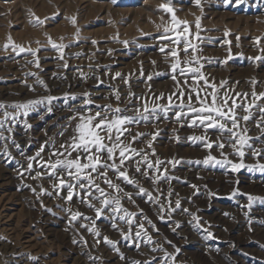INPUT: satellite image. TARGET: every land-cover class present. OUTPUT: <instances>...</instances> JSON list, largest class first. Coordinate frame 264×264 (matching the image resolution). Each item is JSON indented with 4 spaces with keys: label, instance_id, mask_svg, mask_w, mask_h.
Returning a JSON list of instances; mask_svg holds the SVG:
<instances>
[{
    "label": "rangeland",
    "instance_id": "obj_1",
    "mask_svg": "<svg viewBox=\"0 0 264 264\" xmlns=\"http://www.w3.org/2000/svg\"><path fill=\"white\" fill-rule=\"evenodd\" d=\"M163 2L165 0H117L115 4L112 0H0V49L9 35L16 43L25 46L31 43L33 48L38 46L35 41L39 40L40 45L47 49L39 53L42 70L31 64L26 65L22 58L23 54L21 57L12 58L14 54L11 51L0 50V89L1 86L2 89L8 85L10 87L9 93L0 95V102L23 103L48 95L63 99L65 93L78 97L75 101H68V104L72 103L75 108H69V114L57 121L62 122L61 125L54 122V116H43L47 108L42 105L26 117L21 115L15 123L11 124L12 131L4 132L6 139L0 140V166L8 175L13 176L12 183L7 186L0 182V198L4 200L2 204L4 206H0V236L11 242V245H18L20 242V247L31 246L25 253V259L28 261L25 260L20 264H84L71 250L69 242L70 239L81 241V236L87 240V246L100 248L103 254L113 258L112 261H108L109 264H134L135 261L131 260L133 257L129 258L125 249L135 254L134 257L140 264H148L153 257H156L157 264H160L159 258L164 255L163 252L157 251L152 256L148 253V247L143 244L142 239L137 241L139 243L137 248L132 240L122 239L120 233L110 227L111 221L108 219L97 221V228L101 233L99 237L101 242L97 245L95 243L97 238L80 227V224L89 222L80 219L70 224L69 213L65 211L71 207L73 211L79 210L87 216L94 217L93 210L79 203L75 197L73 203L66 204L64 200L56 196L52 188L53 182L49 179L33 180L28 173H25L22 179L18 172L27 167L28 156H34L46 142L50 145V138L58 148L73 135L77 121H71L70 127L66 125H69L68 118L74 115V111L80 109L83 93L91 94L94 104L89 107L94 112L96 105L112 104L115 107L117 105L114 95L116 90L121 96L119 106L129 109L140 106L142 103L135 98H132L129 103V99L126 98H129V92L134 93L135 97H144L151 104L154 97L161 94L167 97L175 90L176 84L171 79L169 64L159 51V46L166 42L156 39L162 31V28L158 26L169 19L168 14L159 10V5ZM172 6L179 19L189 21L193 32L196 31V17L201 18L203 31L200 35L205 39L199 44L201 51L198 54L206 58L202 61L205 64L203 71L209 80L217 85L221 81H227L226 89L250 93L252 91L250 81L255 79L259 81L255 90L264 91V63L249 59L261 55L255 43L256 37L262 38L260 47H264V0H246L239 6L234 3L225 5L224 0H201L199 8L194 0H173ZM31 13H35L41 19L45 17H54V19H49L44 27L36 28L29 23ZM73 16L77 19L75 27L69 22V18ZM76 27L81 30L78 44L74 41ZM226 32L227 35H225ZM45 34L58 43L63 37L62 42L71 45L65 49L69 64L67 69L62 67L63 61L55 59L57 53L48 46ZM93 40L97 43L93 44ZM122 41H128V46L125 47ZM194 43L198 42L194 41ZM113 45L121 46L116 50L112 47ZM86 47L90 49H85ZM109 49L111 51L115 49V51L110 52ZM77 53L80 55H74ZM97 55L101 56L98 62L94 59ZM113 55H120L122 58ZM181 57L183 58V53ZM14 60H22L24 63L16 72L18 75L12 78L8 75L7 65ZM207 60L212 62L208 63ZM225 60L227 63H224ZM153 61L155 64L152 63ZM81 70H93L95 75L91 80H83L82 83L74 86H59L45 93L38 90L42 85L37 84L34 77L26 76L28 72H37L46 85L49 84L50 77H60L64 73L69 75ZM117 73H120V76H117ZM148 75H152V80L146 79ZM126 80L127 83H125ZM29 86H33L35 90H30ZM223 91L224 89H221V92ZM166 102V99L159 101V103ZM9 111L13 110L9 109ZM126 114L134 113L129 111ZM241 115H243L242 112ZM171 116L172 113H169V119L132 125L131 133L133 135L137 132L151 134L159 130V136L152 144L156 152V156L152 159L159 157L161 160L168 161L175 158L183 161L175 169L167 165L169 174L179 178L173 179L176 181V187L166 186L167 182L161 181L159 188L165 196L171 189L173 207L175 201L179 199L181 208H188L190 213L198 216L202 227L194 226L191 215L177 210L174 212L177 215L174 220H160L155 225L154 231L146 223L149 234L162 236L167 240L169 238L171 244L167 242L162 244L161 239L157 243L158 245L161 243L159 246L175 255V264H264V204L256 202L251 210L245 207L248 203L245 194L264 197V174L249 172L246 169L234 173L230 168L195 163L198 160L202 161L208 153L199 144L193 145L189 142L187 137L193 134L199 135L200 130L179 127ZM252 122L249 121L248 125L255 124L254 121ZM61 131L64 132L63 136L58 135ZM176 135L180 137L179 142L175 140ZM249 135L256 136L251 133ZM211 138L215 140L216 135L213 134ZM149 139H151L150 135L141 137L140 142L133 146L150 151L146 148ZM13 141L20 147L17 148ZM255 146L264 148V143L258 142ZM50 151V146L45 148V153H42L45 159L48 158L47 153ZM224 151L233 161L238 160L232 155L231 148H225ZM212 154L220 157L218 149L214 148ZM255 162L256 158L250 154L246 155L245 163ZM186 173L188 176L190 173L193 174L198 182H192V179L185 176ZM138 178L142 186L156 194L150 181L142 177ZM29 185L36 188L38 193L43 186L52 192V195H40L37 198L28 187ZM127 187L134 191L130 186H126V190ZM234 190L239 194L229 198ZM210 193L214 195H209ZM62 195H66V191ZM135 200V205L125 201L124 206L133 212L142 209L138 201L145 202L146 197L137 196ZM163 200L162 196L161 201ZM41 203L45 207H42ZM147 204L149 212L144 210L143 212L152 221L151 214L157 215L158 208L156 205ZM38 208L51 219L52 233H44L40 229L37 217L41 215ZM166 216L167 213H165ZM182 221L188 223L191 228L186 232V236H177L173 229L178 231ZM177 222L180 224L178 228ZM119 226L125 231L128 230L123 223ZM204 228L213 233V239H205ZM104 236L118 242L119 252L103 242ZM25 240L30 242L26 243ZM176 248L180 249L179 253H176ZM30 257H37L38 260H32ZM6 260L7 255L0 251V264H8ZM167 264H173V262L169 260Z\"/></svg>",
    "mask_w": 264,
    "mask_h": 264
},
{
    "label": "snow or ice",
    "instance_id": "obj_2",
    "mask_svg": "<svg viewBox=\"0 0 264 264\" xmlns=\"http://www.w3.org/2000/svg\"><path fill=\"white\" fill-rule=\"evenodd\" d=\"M116 2L117 0H112V3L115 4ZM194 2L198 8L201 7V0H194ZM245 2L246 0H224L225 5L234 3L239 6ZM172 4L173 0H165L159 5V10H162L164 14H168L169 19L158 26V28H162V31L156 39L166 42L159 46V51L165 56L166 62L169 64L171 79L176 84L175 90L167 97L163 94L154 97L151 104L144 97H135L134 93L129 92V103H131L132 98L142 101L140 106H134L131 109L119 106L121 96L119 91L116 90L114 95L117 105L115 107L112 104L96 105L94 112L89 107L94 104L91 94L83 93V100L80 105L82 110H75L74 115L68 118L69 125H66V127H70L71 121H77L73 129V135L61 143L58 148L50 138V145L49 142H46L34 156H28L27 167L18 172L22 179L25 173H28L33 180L49 179L53 182L52 188L56 196L64 200L66 204L73 203L75 197L79 203L93 210L95 215L90 217L79 210L73 211L71 207L65 209L69 213L70 224L80 219L89 222L80 224V227L97 238L95 241L97 245L101 242L99 239L101 233L97 228V221L108 219L111 221L110 227L118 231L122 239L132 240L137 248L139 247L137 241L142 239L152 246L151 250L153 252H163L164 255L159 258L160 264H167L169 260L175 264V255L168 253L162 246H158L153 236L149 234L145 224L147 223L153 229H155V225L144 214L143 209H138L135 212L130 211L124 206L125 201L135 205V197H146L145 203L157 206V215L161 220L165 219V213L170 219L172 213L181 210L183 213L191 215V222L194 223V226L197 228L202 226L198 216L190 213L188 208H181L179 199L175 201L173 207L171 200L173 192L171 189L165 196L159 188L161 181L170 183L172 179H179L169 174L167 165H171V168L175 169L183 161L175 158L164 161L159 157L153 160L152 157L156 156V152L152 144L159 136V130L151 134L137 132L133 135L131 133L132 125L169 119V113H172L171 119L180 127L200 130L199 135L193 134L187 137L189 142L193 145L199 144L208 153L202 161L198 160L195 163H202L204 166L230 168L234 173L246 169L249 172L264 174V162H261L264 161V148L255 146L258 142L264 143V103H262L264 102V91L257 92L255 90L259 81L252 79L250 81L252 91L250 93H240L235 92L234 89H226L227 81H221L217 85L209 80L203 71L205 64L202 61H205L206 58L198 54L201 51L199 44L205 39L200 35L203 31L201 18L196 17V31L193 32L189 21L177 17ZM49 19H54V17L41 19L35 13H31L29 23L33 27L40 28L44 27ZM161 19L163 21V16ZM69 22L75 27L77 25L76 17L69 18ZM80 32V28L76 27L74 41L77 44L80 41ZM227 34L226 32L225 35ZM45 35L48 46L57 53L55 59L63 61L62 67L67 69L69 64L65 49L71 47V45L64 44L62 42L63 37L60 38L61 42L58 43L51 36ZM261 39V37L255 38V43L259 47L261 55L249 59L264 63V47H260ZM194 41L198 43H194ZM35 43L38 45L36 48L31 47V43L27 46L18 44L9 35L0 50L11 51L14 54L12 58L21 57L23 54L22 58L25 60L26 65L31 64L35 68L41 69V56L39 53L47 49L40 45L39 40ZM92 43L96 44L97 42L93 40ZM122 43L125 47L128 46V41H122ZM109 51L111 52V50ZM181 53H183V58ZM74 55L79 56L80 54ZM28 57H31V59H28ZM229 59H231V56H229ZM207 62L211 63L212 61L207 60ZM152 63L155 64V61ZM224 63H227V60ZM116 75L120 76V73ZM141 75H144L142 68ZM26 76L34 77L37 84L47 88L37 72H28ZM80 76L87 79L82 70ZM152 78V75H148L146 79L150 81ZM127 82L126 80L125 83ZM29 88L32 91L35 90L33 86H29ZM221 89H224V91L221 92ZM57 99L59 98L48 95L23 103L5 104L0 102V140L6 139L4 132H11V124L15 123L21 115L26 117L42 105L47 108L48 112H51L53 101ZM77 99L76 95L68 93L63 96L65 104L70 109H73L74 106L68 104V101ZM165 99L166 103H159V101ZM9 109L13 111H9ZM129 111L134 114H126ZM241 112L243 115H241ZM249 121H254L260 135L255 137L249 135ZM26 126L31 127V125ZM213 134L216 135L215 140L211 138ZM58 135L63 136L64 132L61 131ZM146 135L151 136L146 145V148L150 151L133 146L140 142L141 137ZM175 140L179 142L180 137L176 135ZM13 143L15 144V141ZM15 146L20 147L19 144H15ZM48 146L51 147V151L47 153L48 158L45 159L42 153H45V148ZM214 148L219 150V158L212 154ZM225 148H231L232 155L236 156L238 160L233 161L230 159L229 154L224 151ZM21 154L23 155V153ZM249 154L256 158L255 163H245V157ZM138 177L150 181L156 194L154 195L153 191H149L142 186ZM126 186H130L134 191H127ZM28 187L37 198L40 195H52V192H49L43 186H41L39 193L36 188L30 185ZM192 187L196 188L195 185H192ZM65 191L66 195H62ZM238 194V191L234 190L229 198H233ZM209 195L214 194L210 193ZM245 195L248 201L245 207L249 210L256 202L264 204V197L252 194ZM162 196L164 197L163 201H161ZM41 206L45 207L43 203H41ZM47 210L51 211V209ZM245 214L247 215V213ZM120 223L125 224L128 230L125 231L121 228ZM176 227H180L179 222L176 223ZM203 231L206 232L205 239L214 238L213 233L208 229L204 228ZM81 241L85 245L88 243L83 236H81ZM76 242V240H73V243ZM103 242L119 252L117 241L104 236ZM167 243L171 244V241H167ZM175 251L179 253L180 249L176 248ZM30 259L38 260L37 257H30ZM95 259H99V257ZM121 259H123V256H121ZM134 264H140V262L136 261ZM148 264H157V258L153 257V260Z\"/></svg>",
    "mask_w": 264,
    "mask_h": 264
},
{
    "label": "bare ground",
    "instance_id": "obj_3",
    "mask_svg": "<svg viewBox=\"0 0 264 264\" xmlns=\"http://www.w3.org/2000/svg\"><path fill=\"white\" fill-rule=\"evenodd\" d=\"M108 46H110V45H108ZM120 46L121 45H115V47H114V45L112 46L113 48H116V50H118V48H120ZM90 49L89 47H86L85 49ZM108 48V47H107ZM110 50V49H109ZM113 51H115V49L113 50ZM113 51H111V52H113ZM90 52V51H89ZM87 53V52H86ZM89 54V53H88ZM113 56H115V57H117V58H122V57H120V55H113ZM122 56V55H121ZM101 58V56H99V55H97L96 57H94V59L98 62V60ZM95 61V62H96ZM23 63H24V61H22V60H14L13 62H11V63H9L8 65H7V69H8V75H10V76H12V78H14V77H16V75H18L16 72L19 70V68L20 67H22L23 66ZM93 66V65H92ZM83 72L85 73V75L87 76V79H84V78H81V76H80V71H76V72H74V73H72V74H69V75H66L65 73H64V75H62V76H60V77H50V81H49V84H46L47 85V88H45L44 86H41L40 87V89H38L40 92H42V93H45L46 91H49V90H54L56 87H59V86H74V85H76V84H79L80 82L82 83V81L83 80H91V78L95 75V73L93 72V70H83ZM96 77V76H95ZM135 78H137V77H135ZM134 79V78H133ZM10 80H13V79H10ZM88 82V81H87ZM66 87H65V89H66ZM4 88V87H3ZM9 85L6 87V88H4V89H2V86H1V89H0V95H2V94H5L6 92H8L9 93ZM70 88V87H69ZM8 90V91H7ZM127 98V100L129 99L128 97H126ZM71 105H72V103H71ZM73 108H75V107H73ZM68 111H69V107L65 104V102H64V100L62 99V98H59V99H57V100H55V101H53V104H52V111L51 112H48V111H46V112H44L43 113V116L44 117H49V116H54L55 117V123H57V125H61L62 124V122H57V121H60L62 118H64V117H66L69 113H68ZM252 122V121H251ZM253 123V122H252ZM180 127V126H179ZM248 127H249V129H250V131H249V133H251V134H254V135H260V131H259V129H257L256 127H255V124H250V125H248ZM177 128H178V126H177ZM182 132H184V131H182ZM177 133V132H176ZM166 136V135H165ZM19 141H21V138H19ZM257 147H262V146H257ZM201 170V169H200ZM171 175V174H170ZM175 175V174H174ZM196 175H197V173H196ZM185 176H187V178H189V179H192V182H198V180L196 181V178H194V175L192 174L191 175V173L189 174V176H188V174L186 173L185 174ZM199 178V177H198ZM13 180V176L12 175H8L7 173H6V171L4 170V169H2V167L0 166V182H2V184L3 185H5V186H7V185H9L10 183H12L11 181ZM19 182V181H18ZM259 184V183H258ZM257 184V185H258ZM166 186H169V187H172V188H175L176 187V181L175 180H171V182L169 183V182H167L166 184H165ZM259 187V186H258ZM128 188V187H127ZM259 189V188H258ZM128 191H131V189H127ZM201 197V196H200ZM9 201V200H8ZM3 202H4V200L2 199V198H0V206L1 207H3L2 206V204H3ZM139 202V205L141 206V208L144 210V211H146V212H149V206H148V204L147 203H145L143 200H139L138 201ZM198 202H200L199 201V199H198ZM202 204V203H201ZM214 205V204H213ZM36 206V205H35ZM204 207V206H203ZM206 208V207H205ZM3 209V208H2ZM38 210H39V208H38ZM43 211L40 209L39 210V213H40V217H37V220H38V223H39V227H40V229H42V231L44 232V233H52V231H53V229H51V223H52V221H51V219L50 218H48V217H46V214H43L42 213ZM152 211H150V213H151ZM149 213V214H150ZM154 214V213H153ZM153 214H151V216H152V222H153V224L154 225H157V223L158 222H160V218H159V216H157V215H153ZM213 214V213H212ZM214 215V214H213ZM220 216V215H219ZM3 218H6V216H2ZM175 217H177V215L175 214V213H172L171 214V218L170 219H168V217L166 216L165 217V219H164V221H170V220H174L175 219ZM10 218V217H9ZM213 218V217H212ZM8 219V218H7ZM221 219V218H220ZM9 220V219H8ZM7 221V220H6ZM179 221V220H178ZM182 223V225H181V227H180V229L178 230V231H174V233L177 235V236H183V235H185L186 234V232H188V230H190V226H189V224L188 223H185L184 221H182L181 222ZM217 223V222H216ZM16 228V227H15ZM12 229V228H11ZM10 229V230H11ZM264 229V228H263ZM156 230V229H155ZM163 230V229H162ZM153 231H154V229H153ZM259 231V230H258ZM257 231V232H258ZM261 231V230H260ZM191 232V231H190ZM189 232V233H190ZM11 233V232H10ZM188 233V234H189ZM169 234V233H168ZM167 235V234H166ZM153 236V235H152ZM186 236V235H185ZM15 237V236H14ZM31 237V236H30ZM173 238V237H172ZM11 239V238H10ZM153 239L157 242L158 240H160L161 239V243L163 244L164 242H167V241H169V238H168V240L166 239V238H164V237H162V236H153ZM74 240H77V239H74ZM26 241V240H25ZM30 241H26V243H29ZM35 242V241H34ZM70 243H71V250H73L74 251V253L75 254H77L78 255V257H79V260H81V262L82 263H84V264H107L108 263V261H112L113 260V258H111L110 256H106L105 254H103V251L99 248H96V247H94V248H92V247H89V246H87V245H83V242L82 241H77L76 243H73V240L72 239H70V241H69ZM174 242V241H173ZM19 243L20 242H18V245L17 244H12L11 245V242H9V241H7V240H4L3 239V237H1L0 236V251L2 252V254H4V255H7V263L8 264H20V263H24V261L25 260H27L28 261V259H25V253L27 252L26 250L29 248V247H31V246H29V245H27V246H22V247H20L19 246ZM160 243V244H161ZM175 243V242H174ZM201 243V242H200ZM143 244L146 246V247H148V253L150 254L151 253V255L152 256H154V254L157 252H153L152 250H151V248H152V246L151 245H148L147 243H145L144 241H143ZM159 244V245H160ZM165 244V243H164ZM203 244V243H202ZM23 245V244H22ZM33 245V244H32ZM157 245H158V243H157ZM158 245V246H159ZM199 245V244H198ZM201 245V244H200ZM206 246V245H205ZM33 247V246H32ZM92 248V249H91ZM197 248V247H196ZM206 248V247H205ZM29 250H30V248H29ZM125 253H126V255L129 257V258H131V257H133V259L131 258V260L132 261H139V260H137V258L136 257H134V255L132 254V253H130V251H128V249H125ZM150 255V256H151ZM9 257V258H8ZM97 257H99V259H95V258H97ZM142 260V259H141ZM142 262V261H141ZM110 263V262H109ZM108 263V264H109ZM115 264H119V263H115Z\"/></svg>",
    "mask_w": 264,
    "mask_h": 264
}]
</instances>
